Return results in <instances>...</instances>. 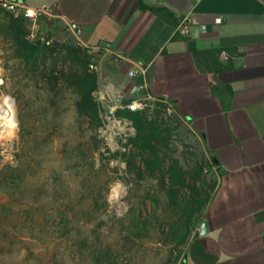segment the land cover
Listing matches in <instances>:
<instances>
[{
    "label": "rangeland",
    "instance_id": "1",
    "mask_svg": "<svg viewBox=\"0 0 264 264\" xmlns=\"http://www.w3.org/2000/svg\"><path fill=\"white\" fill-rule=\"evenodd\" d=\"M8 12L0 6V108H12L17 121L0 137V181L11 176L10 166H19L17 176L28 182L31 196L0 193V264H185L205 210L179 246L173 230L183 219L180 206L211 196L218 183L201 140L161 100L140 95L128 101V107L141 104L137 110L162 124L167 138L161 169L148 168V156L130 142L133 123L107 113L124 103L108 108L97 91L104 127L79 119L78 95L61 77L71 66L67 47L92 56L76 31L48 13L29 19ZM14 27L30 43L50 46L38 71L21 56ZM44 70L60 77L56 88ZM175 162L186 173L185 187L172 186Z\"/></svg>",
    "mask_w": 264,
    "mask_h": 264
},
{
    "label": "crops",
    "instance_id": "2",
    "mask_svg": "<svg viewBox=\"0 0 264 264\" xmlns=\"http://www.w3.org/2000/svg\"><path fill=\"white\" fill-rule=\"evenodd\" d=\"M15 1L79 28L105 106L139 97L145 78L217 162L218 183L185 264H264V0ZM207 50H220L217 63L229 67L209 68L198 53Z\"/></svg>",
    "mask_w": 264,
    "mask_h": 264
},
{
    "label": "trees",
    "instance_id": "3",
    "mask_svg": "<svg viewBox=\"0 0 264 264\" xmlns=\"http://www.w3.org/2000/svg\"><path fill=\"white\" fill-rule=\"evenodd\" d=\"M154 11L166 20L172 21V13L168 10L154 8ZM8 14L14 15L12 12H8ZM13 29L14 39L21 49V56L27 64L33 66L35 71H38L41 66L45 65L48 59V55L51 52L50 46L41 45L40 43H30L23 35L20 27H14ZM66 49L71 66L67 72H63L61 77L64 83L69 88L74 89L78 95L76 110L79 119L88 122L92 128L98 130L105 125L103 115L105 110L96 97V92L98 91V73L90 70V65L95 61V58L82 50H75L70 47ZM198 53L204 60H207L208 66L211 69L221 70L229 67L221 66L217 63V58L221 54L220 50H207ZM45 75L49 77L52 87L56 88L60 77L54 76V71L52 75L47 76L44 70ZM129 104L130 102H125L123 107L117 110L115 116L118 120H129L133 123L136 135L131 138L130 142L135 149L148 156V158H145L147 167L152 170L161 169L160 147L167 140L164 136L162 124L157 122V120H151L145 111L131 110L128 107ZM210 163L213 167H217V162L214 159H211ZM10 168L12 169L11 176H5L0 181V193L7 191L8 194L11 193L20 200L28 199L31 196L29 186L27 185L28 182H22L21 178L17 176L18 172L23 173L21 167L10 166ZM169 174L173 187L187 186L186 173L178 162L171 165ZM196 195L199 196L198 193H195ZM211 196L208 195L205 199L195 197L186 206H180L183 219L173 230L176 232L175 240L179 246H183L189 240L193 230L198 225L200 215L209 204Z\"/></svg>",
    "mask_w": 264,
    "mask_h": 264
},
{
    "label": "built area",
    "instance_id": "4",
    "mask_svg": "<svg viewBox=\"0 0 264 264\" xmlns=\"http://www.w3.org/2000/svg\"><path fill=\"white\" fill-rule=\"evenodd\" d=\"M0 6H2L4 9H6L10 12L16 13L18 15H22V16L29 18V19H37L46 13L44 10H37L34 8L26 7L23 4H21L20 2L15 1V0H0ZM183 30H184L185 35L189 36L191 33V23L190 22L186 23ZM90 70H92V71L98 70V67L95 64V61L90 65ZM139 73L142 74L143 77L146 76V70H144L142 72H137V71L136 72H130L129 75L131 77H134V76L138 75ZM137 90L145 99H152V100L153 99H159V98L153 97L150 94L149 86H148V83H147L145 78L138 85ZM159 100H161L162 102L165 103L166 108H167V112L169 114H173V115L176 114V110H175V107H174L172 102L165 100V99H159ZM129 107L132 110H137L139 107H141V104H138L137 101H134L132 103V105H130Z\"/></svg>",
    "mask_w": 264,
    "mask_h": 264
},
{
    "label": "bare ground",
    "instance_id": "5",
    "mask_svg": "<svg viewBox=\"0 0 264 264\" xmlns=\"http://www.w3.org/2000/svg\"><path fill=\"white\" fill-rule=\"evenodd\" d=\"M16 121V113L12 108H0V137L11 132L16 127Z\"/></svg>",
    "mask_w": 264,
    "mask_h": 264
},
{
    "label": "water",
    "instance_id": "6",
    "mask_svg": "<svg viewBox=\"0 0 264 264\" xmlns=\"http://www.w3.org/2000/svg\"><path fill=\"white\" fill-rule=\"evenodd\" d=\"M72 28L78 33L80 34V30L79 28H77V26L75 24L72 25ZM108 115L112 118V120H115V114L113 112V110L109 109L107 111ZM207 233V224L204 223L201 227V234L202 235H205Z\"/></svg>",
    "mask_w": 264,
    "mask_h": 264
}]
</instances>
